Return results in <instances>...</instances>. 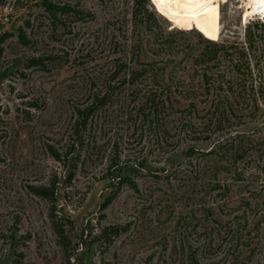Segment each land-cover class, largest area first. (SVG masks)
Returning <instances> with one entry per match:
<instances>
[{
  "label": "rangeland",
  "instance_id": "374dc122",
  "mask_svg": "<svg viewBox=\"0 0 264 264\" xmlns=\"http://www.w3.org/2000/svg\"><path fill=\"white\" fill-rule=\"evenodd\" d=\"M46 1L69 11L59 10L52 21L42 0H0V264H190L189 252L196 264H264V244L256 245V230L246 235L252 246L243 247L235 232L215 231L216 218L228 222L221 216L227 211H217L216 199L189 195L195 189L192 171L200 165L208 177L223 179L224 173L213 168V156L205 155L214 140L196 133L203 140L193 141L191 135L176 138L173 133L175 116L189 104L174 92L176 85L198 90L207 72L223 87L216 92L212 85L206 100L195 97L198 115L193 112L191 121L201 122L216 93L235 110V131L264 140L262 104L250 114L253 108L242 110L233 94L249 70L253 75L258 71L244 37L248 24L263 33L253 25L264 20H245L242 0L213 1L182 30L173 29L157 11L160 0H145L147 14L134 7L136 0ZM202 1L190 0V6ZM207 40L245 42L242 76L221 53L209 60L215 49ZM37 57L42 63L30 65ZM142 69L146 72L130 84L125 74ZM107 86L115 88L111 102L92 116L83 147L73 151L79 161L71 173L50 152H69L77 108ZM159 88L171 89L180 111L168 109L155 117L148 108L140 109L142 91ZM165 128L169 135L159 144L158 129ZM188 146L204 155L187 161L183 153ZM257 153L238 164L241 182L227 179L233 214L245 215L251 225L259 215L243 204L256 197L254 192H264V167L256 160L264 161V149ZM141 162L145 167L131 179L135 187L125 185L116 193L110 168ZM38 187L50 188L52 195L33 194ZM109 196L113 200L107 204ZM207 208H215L209 220ZM196 222L200 226L193 229ZM58 223L64 226L62 238L55 230ZM110 227L121 230L109 243L98 236ZM186 238L193 248L199 246L197 252L187 248Z\"/></svg>",
  "mask_w": 264,
  "mask_h": 264
},
{
  "label": "trees",
  "instance_id": "16d2710c",
  "mask_svg": "<svg viewBox=\"0 0 264 264\" xmlns=\"http://www.w3.org/2000/svg\"><path fill=\"white\" fill-rule=\"evenodd\" d=\"M144 2L145 0H136L134 3V7L138 9L141 13L147 14L148 11L144 8ZM213 4H209L208 6L203 7L200 11V14L204 12L207 7L213 6ZM42 6L44 7V10L47 11L49 17H52V21L56 19L55 15L59 10L62 12V14H65L67 13V11H69V7L67 6L59 8L54 4H49L46 0H42ZM257 23L260 22L257 21ZM251 26L252 25L248 24V26L246 27L244 37L246 38L245 46L246 50L253 53L255 65L258 68V71L256 75H253L248 69V77H243L242 79H240L239 84L237 85L238 91L236 93L233 92L234 97H238V104L241 103L240 107H243L242 110H246L247 108L251 110L253 108V112H250V114L258 111L257 109L259 104H262V108L264 107V45L260 48L255 45L258 41L264 42V23H261V25L255 23L253 25L254 27H260V29H262L263 33L259 34H257L253 30L251 31ZM20 37H23V34H20ZM204 42L214 46L215 49L213 57L209 59L210 61L215 59L217 54L219 55L221 53L223 58H226L232 62V71L239 73L242 76L239 69L243 67L244 64L240 60V57L245 56V49L243 48V44L245 42L243 44L238 42L224 41L218 43L208 40ZM255 53L257 54L255 55ZM42 59L43 58L41 57L33 58L29 61V64L40 65L42 63ZM145 72L146 70L143 69L139 72L131 71L128 74H125V77H128V81L130 84H133L135 81L134 79L137 80L138 77L143 75ZM114 77H116V75ZM212 78L213 75L210 74V76H208L207 72L203 73L198 83V90L201 89L203 91L200 93H198V90H195L196 85L194 87L190 86V88L188 86H185L184 84L182 85L183 82H181L180 85H176L174 92L177 91L179 95H182L181 97L184 100L189 102V104L184 107V110L182 111L178 110V108L181 107L179 106V100L177 99V97H175V95L173 96V100H171V96H169V94L171 93L170 88H159L156 91H147L144 89L142 91V102L140 109L142 110L143 108L144 110L145 108H148L152 112V114L156 115L155 117H157L161 111L163 113L168 109L183 112L180 114V116H175L176 125L174 126L173 133L176 138H178L179 136L186 135L190 137L191 135L193 141L203 140V138L201 137H204V139L207 141H211L212 139L214 140L215 143L213 144L212 149L205 155L213 156L215 161L213 168H219L218 170H221L220 173H224L223 179H218L216 175L213 177H208V171L206 170L205 166L200 165V167H197L195 171H192L193 177L195 178V182H193V186L195 189H191L189 191V195L190 197L199 201L206 200L205 197H213V201H215L214 199H216V203L218 205L217 211H227L225 215H220L222 217H227L228 222L222 223L220 220L221 218H216L213 221L214 225L218 229L215 231L220 232L221 229H223L222 233L225 234L229 231L232 233V235L235 232L234 235L237 234L238 236V238L236 239L237 243L240 242L243 247H251V240H249L246 235H248L249 237L252 231L256 230V233L254 234V236L256 235V238L258 239L256 245L264 244V235L260 236V233L264 231V228H261V226H264V192H254V195L256 197L251 198L253 200H246V202L243 204L244 207H251L253 210L255 209V215H259V218L255 221V223L253 220V223L251 225V223H248L249 220L248 218H246L245 215H242L243 217L241 218V216L239 217L233 214L235 213V208L230 204L228 198L230 192V185L227 182V179L232 180L234 182H241V180L238 179V164L241 163V161H243V159L249 154H258L257 152L263 150L264 140L262 138H256L255 136H253V134L235 131V127L238 125V123L235 121V118H237V116L235 115V110L232 108V106H230V104H223V101L220 100L218 94L216 93L214 94L215 96L212 102L209 104V107L205 110V113L201 118V122H192L190 119V116L193 112L195 115L197 114L195 97L200 96L206 100L207 95H209L210 91L213 88L216 92L217 90L219 91V89H222L223 84L217 79V77L215 80H211ZM212 85L213 88L211 87ZM114 89L115 88L113 86H107V88L104 87L103 91L95 90L91 94V96L87 98V104L84 103L80 108H77L75 112L76 117L70 129V137L72 138V144L70 145L69 152H66L64 155L63 153L58 154L55 150H51L50 155L54 158V160L60 162L64 168H68V171H70L71 173L72 171H75L79 161L76 160V158H73V151L75 152V149L77 147H83L82 145L84 144L85 133L88 131L89 123L92 116H94V114L98 110H100L111 102L110 98L111 94L114 92ZM240 117L242 118L243 115ZM158 131H161L158 137L159 144H162L164 142V135H169L168 130H166L165 128L163 130L158 129ZM196 133L202 136H197ZM196 154H200V156L204 155L203 153L198 152V150H194L193 146H188L183 153L185 159H188L187 161H191V157L195 156ZM256 160L259 162L258 165H261L263 168L264 161L261 160L262 162H260V158H257ZM191 163L192 162H187L186 165L188 167H192ZM143 167L145 166L141 162L139 164H134L130 167L128 166L121 168L119 166H116V168L114 169L110 168L111 171H109L110 176L112 178L111 182L112 186L116 190V193L121 189L122 186L125 185H130L134 188L135 185L131 182L132 175L140 171V169ZM229 174L232 175V177L228 176ZM263 188L264 187H262L260 190H262ZM32 190L33 194L43 198H48L50 195H52V190H50V188L38 187L32 188ZM116 193H113L112 195L115 196ZM113 196H109L107 198V204H109L113 200ZM214 210L215 208H207L206 214L208 216V220L211 217L215 216ZM230 217L232 218L230 219ZM55 226L57 235L62 238L65 235L64 226L59 223L55 224ZM198 226H200V223L196 222L193 229H196ZM250 226H252V228L247 230V228ZM120 230L121 229L119 227H110L108 229H103L99 233L98 237L104 238L110 243L112 241L110 240V238L117 237L120 233ZM203 231H208V229L206 228V224H204ZM215 231L214 234H216ZM210 234L212 235L211 232ZM234 237L235 236H232V238ZM96 240L97 239H94L91 244H93ZM185 241V243L187 244L186 246L190 251H198L199 246L193 248V246L188 244L187 238ZM205 243L206 241H203V244ZM211 243L212 240L210 237H208L207 244ZM194 256V253L189 252V255L186 256V260L189 261L190 264H196L194 262Z\"/></svg>",
  "mask_w": 264,
  "mask_h": 264
},
{
  "label": "bare ground",
  "instance_id": "6f19581e",
  "mask_svg": "<svg viewBox=\"0 0 264 264\" xmlns=\"http://www.w3.org/2000/svg\"><path fill=\"white\" fill-rule=\"evenodd\" d=\"M216 0H204L190 6V0H160L157 2V11L171 22L173 29L182 30L186 27L187 21L196 20L203 7L208 6ZM241 9L245 20L256 18L264 20V2L261 0H242ZM206 23V18H201Z\"/></svg>",
  "mask_w": 264,
  "mask_h": 264
},
{
  "label": "snow or ice",
  "instance_id": "6c2138e0",
  "mask_svg": "<svg viewBox=\"0 0 264 264\" xmlns=\"http://www.w3.org/2000/svg\"><path fill=\"white\" fill-rule=\"evenodd\" d=\"M154 2H157V0H154ZM261 2H264V0H261Z\"/></svg>",
  "mask_w": 264,
  "mask_h": 264
}]
</instances>
